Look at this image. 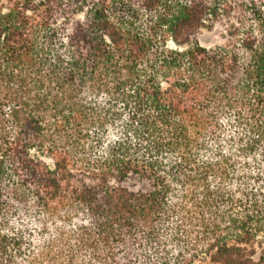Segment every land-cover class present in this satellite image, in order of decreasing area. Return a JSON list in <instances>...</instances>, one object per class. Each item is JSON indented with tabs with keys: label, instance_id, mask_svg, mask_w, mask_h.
I'll return each instance as SVG.
<instances>
[{
	"label": "trees",
	"instance_id": "trees-1",
	"mask_svg": "<svg viewBox=\"0 0 264 264\" xmlns=\"http://www.w3.org/2000/svg\"><path fill=\"white\" fill-rule=\"evenodd\" d=\"M0 264H264V0H0Z\"/></svg>",
	"mask_w": 264,
	"mask_h": 264
},
{
	"label": "rangeland",
	"instance_id": "rangeland-1",
	"mask_svg": "<svg viewBox=\"0 0 264 264\" xmlns=\"http://www.w3.org/2000/svg\"><path fill=\"white\" fill-rule=\"evenodd\" d=\"M219 36H220L219 30H215L213 32L204 31L199 36V42L202 45H205V46H212V45L220 42V37Z\"/></svg>",
	"mask_w": 264,
	"mask_h": 264
}]
</instances>
